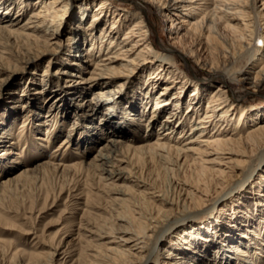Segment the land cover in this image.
I'll use <instances>...</instances> for the list:
<instances>
[{
	"label": "bare ground",
	"instance_id": "bare-ground-1",
	"mask_svg": "<svg viewBox=\"0 0 264 264\" xmlns=\"http://www.w3.org/2000/svg\"><path fill=\"white\" fill-rule=\"evenodd\" d=\"M29 1L0 0V34L8 33L16 37L15 43L19 52L28 54L27 63L34 62L46 54L45 50L51 48L50 40L58 38L62 44V35L67 38V53L61 55L60 63L63 62L67 69L77 66L80 71L86 70L88 64L91 65L86 71L87 76L67 70L58 71V74L64 75L71 82L67 89L91 90L88 98L66 97L64 95L69 93L59 95L61 89H53L57 91L56 95L53 94L56 101H61V107L65 106L63 110L73 108L80 111L83 117L98 118V125L88 124L82 131L87 133L90 128L95 132L92 138H98L97 140L104 135L92 160L87 161L89 163L86 165L83 162L85 170H89V174L91 172L98 182L113 188L115 179L126 173L120 164L141 161L144 153L163 171H175L173 183L180 184L178 197L177 194L172 195L168 188L162 190L164 194L159 197V205H153L151 199H146L143 208H132V204L129 206L130 203L126 202L125 212L129 221L134 223L133 229L129 231L131 238L126 237L123 240L127 242L126 246L94 245L91 253H85L90 257V264H137L136 258H142L138 251L146 250L150 242L159 238V234L156 235L157 230L147 234V231L151 230L149 227L167 225V229L170 228L168 222L175 215L173 210L176 212L181 204L189 211L201 209L203 203L199 191L209 195L215 191L212 188L214 181L224 171L219 165L227 162L226 165L231 168L233 164L236 169L242 168L244 163L253 157L252 147L259 141L258 138H264V114L256 113L264 110L263 104L254 105L251 109L244 105L237 106L230 101L227 94L230 83L255 91L264 81V0H258L259 6L256 5L257 0H131L135 7L131 13L121 12L125 10L121 5L112 8L109 0H83L74 9V15H70L68 11V0H32V5L38 4L39 8L29 13L24 22L19 23L20 11L27 7ZM146 3L156 7L169 20L167 45L158 46L151 38ZM14 4H17L18 11L11 12ZM69 15L70 18L67 19ZM231 18L237 23L229 21ZM64 22L67 26L65 33H62ZM19 27L23 31H13ZM256 41L260 43L259 46ZM189 42L194 47L187 49L184 45ZM180 44L184 49L179 50V53L183 57L186 54L194 56L195 63L205 70V76L184 72L174 61L173 54L178 52L176 46ZM102 47L105 49L101 53L92 52H97ZM241 59H251V65L242 68L239 64L235 69ZM82 63H85V66ZM82 66L83 68H80ZM139 69L145 70V74L141 76L145 86L140 93L145 109L141 104V110L136 109L134 103V98L138 99V93H133L129 86L130 80ZM212 75L223 79L213 80ZM43 83L45 86L42 88H46L47 82L43 81L38 85ZM185 92L186 95L183 96ZM27 99L28 106L34 104L42 108L39 102H32L31 97ZM150 100L153 101L152 108L146 111ZM201 100L203 105H200ZM53 104L40 115L44 132L48 135L41 136L39 139L44 142L36 143L35 148L48 147L53 137L51 131L56 125L61 126L64 120L58 118L61 108ZM39 111L34 112L35 116H38ZM162 113L165 115L161 118ZM125 122L128 125L132 123L133 130L130 128L127 132ZM142 124L147 131L154 130L156 135L151 139L152 135H147L141 144L133 147L128 140L134 138L131 133ZM247 125L249 126L245 127ZM3 130L9 133V127H1L0 132L4 133ZM103 133H106V136ZM175 133L176 137L171 138ZM89 134L81 138L84 143ZM119 137L127 138V142ZM1 142L0 155H6L8 152L17 154L12 152V149L5 148L13 144L10 139L4 138ZM69 142L64 138L51 152H57L62 144ZM79 143L81 142L78 141L77 144ZM39 152L42 154L43 151ZM51 154L48 158L55 156ZM170 160L176 161V169L162 165L161 161ZM256 162L262 165L251 177L255 176L254 180L258 181L250 180L245 186L239 185V191L236 193L240 196L246 193L251 185L254 186L264 179V154ZM66 166L68 165H63ZM28 171L27 167H23L13 176H7L8 178L3 179L0 184L17 179L29 173ZM249 175L250 173H247L244 178ZM121 191L123 194H129V191ZM235 195H230L229 199L232 200L231 196ZM256 202L262 204L261 201ZM140 209L144 211L141 213ZM147 210L149 213H146ZM205 223L198 225L203 229L207 225L204 226ZM180 236L178 233L175 237L179 239ZM246 237L249 238L248 241L239 238L237 243L230 244V247L232 251H241L250 259L248 248L252 249V253H258L257 250L264 247V244H257L248 235ZM263 237L264 235L258 238ZM173 240L174 238L169 239L168 243L174 242ZM241 242H245V246H242ZM133 244L136 246L132 247ZM205 248L208 249V246ZM205 248H197L198 252L195 253H200ZM170 249L164 246L162 258L174 256L175 260L170 264H184V259H176L178 257L173 255ZM180 254L184 258L182 254L186 253ZM251 256L256 259L254 255ZM224 258L229 257L225 254Z\"/></svg>",
	"mask_w": 264,
	"mask_h": 264
},
{
	"label": "rangeland",
	"instance_id": "rangeland-1",
	"mask_svg": "<svg viewBox=\"0 0 264 264\" xmlns=\"http://www.w3.org/2000/svg\"><path fill=\"white\" fill-rule=\"evenodd\" d=\"M31 1L28 2L27 7H23L20 11L19 23L24 22L29 13L35 12L39 8L38 4L32 5ZM82 1L68 0L67 8L70 15L76 13L74 9ZM109 1L112 8L115 5L124 6L125 10H121V12H134V2L131 0ZM257 1L256 5L259 6L260 1ZM13 7L11 12L18 11L17 4H14ZM146 7L148 8L146 12L149 17L151 38L158 46L167 45L169 20L153 5L146 3ZM70 15L67 19L70 18ZM233 19L231 18L229 21H234ZM234 22L237 23V21ZM65 26H67L66 22L61 28L62 33H65ZM18 30L22 29L19 27L13 31ZM15 39L13 34H0V56H3L0 58V128L9 127V133L5 130H3L4 133L0 132V150L2 149L1 141L6 138L10 139L13 144L5 146V148L17 152L16 155L11 152L0 155V182L13 176L23 167H27L29 173L6 184H0V264H90V257L85 253L88 254L91 248H95L94 245H101L100 247L114 246L115 244L117 247L127 245V242L123 240L126 237L131 238L132 235L129 231L131 228L133 229L134 223H131L127 217L125 204L130 203L129 206L132 204V208H143L145 200L151 199L153 205H159V197L164 194H162V190L169 188V192L172 195L177 194L178 197L179 192L177 193V191L180 184L173 183V177L176 176L174 170L163 171L154 160L147 157L146 153L143 154L144 158L141 161L133 160L134 162L130 164H120L126 173L117 180L115 179L113 183L115 188L105 186L92 177L91 172L89 174V170L86 171L83 166L92 160L91 158L97 152L104 135L97 140L98 138H92L95 132L90 128V130L87 129V133H82V131L88 127V124L98 125V118L97 116L92 119L83 117L79 113L80 111L73 108L72 110H63L65 106L61 107V101H56L53 95L57 92L53 89L58 88L61 89L59 95H64L66 92L69 93L64 95L66 97L88 98L91 95V90L87 88L78 91L67 89L71 82L64 75L58 74V71L67 70L87 76L86 71L91 65L88 64L86 70L80 71L77 66H70L67 69L63 62L60 63L61 55L67 53L66 36L61 35L62 44L59 43L58 38L50 40L51 48L46 49V54L31 63H27V53L19 52ZM255 43L260 45L257 41ZM184 46L187 49L194 47L191 42L185 43ZM182 47L181 44L176 46L178 52L173 54L174 61L184 72H194L197 75L205 76V70L199 68L195 63L194 56L186 54L183 57L179 53V50L184 49ZM104 49L102 47L99 51L93 50L92 52L99 54ZM250 60L241 59L235 69L239 67V64L242 68L249 67ZM82 64L85 66V63ZM96 71L98 72V70ZM144 74L145 70L139 69L129 83L133 93H138V99L136 96L134 98L138 110H141L142 105V108L145 109L144 99L142 100L140 94L145 86L144 78L141 77ZM207 76L210 78L209 75ZM211 77L218 81L223 79L220 76L212 75ZM43 81L47 82L46 88H42L45 86L44 83L38 85ZM227 94L230 101L237 106L244 105L251 109L254 105L263 104L262 107H264V81L255 91L243 85L230 83ZM185 95L186 92L183 96ZM28 97H31L32 102H39L42 108L36 107L34 104L28 106ZM46 99L50 100L46 101ZM51 103L61 108L58 118L64 120L61 126L56 125L51 131L53 140L51 139L48 147L38 146L35 148L36 143L43 144L44 142L39 138L48 135L44 132L40 115ZM152 105L153 101L150 100L146 111L149 108L151 110ZM200 105H203L202 100ZM36 110H40L38 116L34 114ZM256 113L263 115L264 110ZM164 115L165 113H162L161 118ZM126 124L127 122H125V126ZM132 126V123L127 124L125 130L130 128L133 130ZM153 131H147L142 124L131 133L134 138L128 142L133 147L138 146L146 139L147 135H152L150 139L155 137L156 133ZM85 134H89V137L84 143L81 138ZM103 134L106 136V133ZM175 137L176 133L171 138ZM64 138L70 142L62 144L57 152H51L52 149L60 145ZM119 138L124 141L127 139ZM258 139L259 141L252 147L253 157L249 162L244 163L242 168L236 169L233 167L234 164L231 168L230 165H226L227 162L219 165L224 171L214 181L212 188L215 191L210 195L199 191L203 203L201 209L189 211L183 204L179 207L180 201L179 208L176 212L173 210L175 215L168 222L170 228L167 229V225L149 227L151 230L147 231V234L157 230L156 235L159 234V238L157 241L150 242L146 250L138 249L142 258H136L137 264H170L175 258H173L174 256L162 258L161 252L165 245L171 248L173 255L178 257L176 259H184V264H264V247H260L257 250L258 253H252V249L248 248L250 259H247V256H244L241 251H232V247H230V244L237 243L239 238L248 241L247 235L257 244H264V237L259 239L264 235V224L262 223L264 222V179L254 186L251 185L243 195L240 196L236 193L239 191L237 189L239 185L245 186L248 181L254 180L255 176L251 177V174H254L262 165L256 161L264 154V138ZM78 141L81 143L77 144ZM40 147L43 151L42 154L39 152L41 151ZM51 153L55 156L48 158ZM83 162L84 165H82ZM161 162L162 165L173 169L178 167L175 160ZM64 164L68 166L63 167ZM247 173L250 175L244 178ZM228 176L230 177L228 178ZM256 181L258 179L254 180V182ZM121 189L129 191L127 192L129 194H123ZM233 194L236 195L231 196L232 200H230L229 196ZM256 201H261L262 204ZM140 211L142 213L144 210L140 209ZM146 213L149 211L147 210ZM148 217L149 215H147ZM198 223H205L204 226L207 224L205 228L208 229H201ZM160 233L162 234L160 235ZM178 233L181 235L178 237L179 239L175 237ZM171 238H174V242L169 244L168 241ZM244 243L241 242L242 246H245ZM135 246V244L132 245V247ZM206 246L208 249L205 248ZM203 247L205 250L202 249L200 253H195L197 248ZM181 252L186 253L182 254L185 256L184 258L181 257ZM225 254L229 257L228 259L224 258ZM251 255H254L256 259Z\"/></svg>",
	"mask_w": 264,
	"mask_h": 264
}]
</instances>
